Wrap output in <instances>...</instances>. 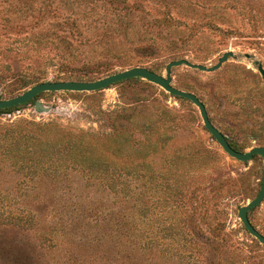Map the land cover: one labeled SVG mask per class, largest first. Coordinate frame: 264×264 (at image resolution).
Returning a JSON list of instances; mask_svg holds the SVG:
<instances>
[{
	"label": "rangeland",
	"instance_id": "obj_1",
	"mask_svg": "<svg viewBox=\"0 0 264 264\" xmlns=\"http://www.w3.org/2000/svg\"><path fill=\"white\" fill-rule=\"evenodd\" d=\"M116 5L142 30L197 24L185 33L196 34L187 57L193 62L210 66L232 50L213 72L174 67L172 82L204 102L240 151L264 146V0ZM135 56L128 62L162 74L172 60ZM126 64L89 74L49 69L46 79L95 80ZM136 78L95 92H42L37 99L47 110L30 103L0 112V264H264V244L238 214L261 189L262 156H230L193 102ZM31 86L4 84L0 95ZM48 129L74 136L98 159L73 164L67 144L42 151ZM34 150L45 154L39 166L27 158ZM91 163L98 172L87 168ZM249 218L264 233V200Z\"/></svg>",
	"mask_w": 264,
	"mask_h": 264
},
{
	"label": "trees",
	"instance_id": "obj_2",
	"mask_svg": "<svg viewBox=\"0 0 264 264\" xmlns=\"http://www.w3.org/2000/svg\"><path fill=\"white\" fill-rule=\"evenodd\" d=\"M121 1L126 0H0V86L17 82L25 88L49 80V69L89 74L107 71L120 62L144 66L143 61L128 62L139 54L170 59L190 56L188 51L197 44V38L195 33H185L186 29H196L197 24L176 28L171 22L161 30H142L132 20H123L116 5ZM111 14L119 15L117 21L109 18ZM61 79L54 75L52 80ZM30 103L35 100L0 112H12ZM44 138L45 142L38 143L42 151L48 145L67 144L65 155L73 164L98 159L94 152L78 148V139L68 133L57 135L48 129ZM36 154L34 150L27 158L39 166L45 154ZM90 165L87 168L91 172H98L96 163Z\"/></svg>",
	"mask_w": 264,
	"mask_h": 264
},
{
	"label": "water",
	"instance_id": "obj_3",
	"mask_svg": "<svg viewBox=\"0 0 264 264\" xmlns=\"http://www.w3.org/2000/svg\"><path fill=\"white\" fill-rule=\"evenodd\" d=\"M234 55L232 50L224 52L219 58L216 64L206 65L197 63L189 60L188 58H177L170 60L165 66V72L158 73L145 66H133L122 69L120 71L111 73L104 77L95 80H46L43 82L36 83L23 91L20 94L9 98H0V109L11 108L17 105H23L31 100H35V106L38 110H47L46 106L37 99V96L42 92L46 91H88L95 92L110 87L117 82L131 79V78H142L149 82L162 87L165 91L169 92L174 96L186 98L193 102L199 109L202 116L205 127L217 140L223 150L230 156L240 161H249L255 155H260L264 161V146L256 145L246 151H240L234 148L227 136L215 126L209 118V114L204 102L192 91L181 89L175 86L172 82V70L177 66H186L192 69H198L206 72H213L219 69L224 62H226L231 56ZM258 70L264 80V67L261 63L258 64ZM264 200V166H263V177L262 185L258 194L247 204L239 208V218L245 226V228L252 234L259 242L264 244V233H262L252 223L249 218V212L259 206Z\"/></svg>",
	"mask_w": 264,
	"mask_h": 264
}]
</instances>
